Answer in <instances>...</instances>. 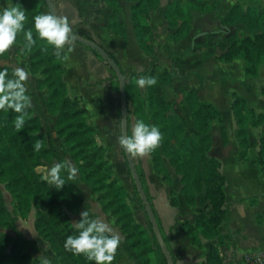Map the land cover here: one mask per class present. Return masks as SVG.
Instances as JSON below:
<instances>
[{"label":"trees","instance_id":"16d2710c","mask_svg":"<svg viewBox=\"0 0 264 264\" xmlns=\"http://www.w3.org/2000/svg\"><path fill=\"white\" fill-rule=\"evenodd\" d=\"M10 6H21L26 10L25 30L32 28L33 17L43 12L44 0H1ZM132 3L131 17L138 44L143 53L150 59L147 71H123L126 79L128 99L129 135L133 125V116L146 123L157 125L162 132V140L158 148L151 154L155 172L161 176L166 186H173L171 168L179 177L180 191L188 205L193 207L197 216L195 221H185L181 230L191 238L193 244L201 246V237L207 240L219 239L232 241L230 234L222 235L221 225L230 222V211L226 205V179L221 172L219 160L210 155L213 138L210 134L212 124L222 123L219 110L212 104L199 100L195 90L185 91V101L190 110L197 134L194 139L185 138V125L171 116L175 104L169 99L166 89L172 74L162 67L158 58L160 46H155V34L152 26V13L157 11L164 0H126ZM103 5L110 6L109 29L112 34L127 38L126 25L118 0H101ZM9 6V7H10ZM218 8L216 0H170L166 6L164 17L173 30L171 39L180 41L187 39L193 27L195 14H210ZM222 28L244 27L252 35L239 38L236 33L229 36L221 31L206 33L202 41L194 44L196 53L207 52L218 56L221 62L230 63L242 60L248 78H258L264 66V24L262 15L253 7L235 4L220 21ZM73 31L88 39L91 33L78 27ZM36 39L35 31L33 32ZM23 33L18 34L17 55L24 58L28 71L37 75L32 87L33 101L27 109L25 126L15 129L12 121L15 114L0 111V264H37L34 256H43L47 264H94L83 255H73L64 249L67 236L76 232L73 227L74 217L78 222L81 213L88 211L90 218H97L91 203L86 199V189L98 196L101 210L115 218L121 233V245L127 258L135 264H167V260L152 230L144 205L133 182V191L129 192L115 176V167L106 158V149L97 142V129L89 123V112L81 104L78 97H70L65 80L63 54L57 58L52 46L46 41L37 39L36 44L28 50ZM108 51V50H107ZM94 52V51H93ZM118 62L116 56L108 51ZM100 59V56L94 52ZM101 60V59H100ZM102 61V60H101ZM112 74L115 90L119 92V82L113 69L106 64ZM121 67V65H120ZM122 68V67H121ZM7 70L11 75L14 66L9 52L0 54V71ZM153 76L157 84L143 88L136 84L141 76ZM47 95L46 108L48 117L43 113L38 93ZM29 94V93H28ZM30 95V94H29ZM31 97V95H30ZM232 110L236 122L235 135L241 148L240 157L246 159L250 153L248 126L261 128L259 134L258 165L264 166V114L256 115L247 108L243 97L233 94ZM49 117H55L54 129L68 148V156L56 144L54 133L48 123ZM224 143L228 140L226 128L222 129ZM39 140L42 146L39 151L33 148ZM134 161L153 206V197L146 181L142 161ZM66 162L72 168L77 167L74 179H68V171L61 170L65 180L62 189L57 190L39 171L40 167L51 169L56 163ZM128 166V163H127ZM128 173L131 176L129 167ZM4 185L10 196L16 201L22 218H28L35 210V230L39 237L48 243V249L39 247L37 240L28 239L18 228L19 217L14 215L7 205L1 188ZM131 197L143 210L146 226L139 223L130 205ZM171 205L177 206L176 191L171 190ZM160 228L161 224L158 220ZM176 229V227H175ZM169 246L168 239L165 238ZM170 249V246H169ZM113 264H118L113 262ZM205 264H234L225 262L219 249L211 245Z\"/></svg>","mask_w":264,"mask_h":264},{"label":"crops","instance_id":"0c3cea01","mask_svg":"<svg viewBox=\"0 0 264 264\" xmlns=\"http://www.w3.org/2000/svg\"><path fill=\"white\" fill-rule=\"evenodd\" d=\"M118 1L126 25V39L110 32L112 8L103 5L101 0H53V3L58 15L68 18L72 29L81 27L89 31L93 39L116 56L124 71H147L150 67V59L138 44L131 21L132 3L126 0ZM165 9L166 4L163 2L159 9L152 13V26L155 46H160L158 58L162 67L172 74L167 87V97L178 95L171 114L176 115L185 125V138L194 139L197 130L186 104L185 94L181 92L183 89L195 90L201 101L214 105L222 116V123L218 122L211 129L213 146L210 154L221 164L220 169L226 179V205L230 211L229 224L221 225L219 231L222 235H232L233 240H207L201 237V246L193 244L188 234L181 230V226L187 220L194 222L197 212L187 204L180 191V177L169 168L173 176V186H166L161 176L153 169L148 155L135 158L138 162H143L147 185L153 197V208L160 221L163 236L169 241L175 264H205L211 245L219 249L225 262L247 264V257L264 253V166L261 168L258 165L259 134L252 125L248 126L249 156L246 159L240 157L241 148L235 135L236 122L232 110V94L240 93L248 99L251 95L250 90L242 89L245 82L241 81V76L238 77L239 82H234L233 85L229 83L230 79L229 81L227 79V82L223 81L224 71L220 73L219 70L212 75V69L207 70L205 63H208L211 58L209 54L193 51L194 44L201 40L198 37L200 35L194 36V23L187 39L173 41L171 30L164 17ZM43 11L48 12L46 5ZM69 47L71 51H68ZM10 51L11 58L15 62L18 57L15 44ZM65 53L67 59H63V66L69 96L80 98L82 106L88 110L89 123L97 129V140L106 148L108 160L116 166L117 173L122 177V184L127 188L126 184H133V181L127 174V161L124 151L119 146L121 102L119 92L113 85L112 74L91 49L75 41L70 46H65ZM229 64L243 66L241 60H235ZM23 68L28 71L25 60H23ZM227 70L231 71V67ZM241 73L245 74V71L242 69ZM37 78V75H30L29 83L35 85ZM143 90L146 96L145 87ZM44 98H47L46 95ZM248 104L256 107L255 103H251L249 99ZM44 105L46 106V101ZM42 111L44 113V110ZM51 119L54 120V117H49L48 122ZM223 127L228 132L226 143L222 137ZM172 189L176 191L179 202L177 206L171 205L170 202ZM130 205L138 222L146 226L145 216L143 218L140 215L139 207L131 203ZM99 218L109 223L114 232L121 237L115 218L103 213H99ZM115 262L135 264L127 258L120 247L117 250Z\"/></svg>","mask_w":264,"mask_h":264},{"label":"clouds","instance_id":"9594fccd","mask_svg":"<svg viewBox=\"0 0 264 264\" xmlns=\"http://www.w3.org/2000/svg\"><path fill=\"white\" fill-rule=\"evenodd\" d=\"M25 21L26 10L19 5L0 9V54L7 52L16 42L18 34L23 33L26 49L31 50L38 39L52 46L57 58H61L63 54V59H67L65 46H70L75 39L67 17H60L52 12L41 13L33 17L32 28L27 30ZM68 51H71L70 47ZM29 77L30 73L20 66H16L11 75L6 69L0 71V111L10 110L18 114L12 121L17 130L24 128L27 109L31 107V97L26 87ZM136 84L140 88L151 87L157 84V79L141 75ZM118 140L122 151L132 157H144L159 147L162 132L157 125L138 119L131 134L121 135ZM41 146L42 142L37 140L33 148L39 151ZM62 169L68 171L69 180L74 179L75 169L70 168L66 162L54 164L45 177L57 190L65 185V180L60 175ZM73 227L76 232L67 236L64 241L66 251L77 256L83 255L94 264H113L121 238L109 223L102 218H90L89 212L85 210L81 213V219L74 222Z\"/></svg>","mask_w":264,"mask_h":264},{"label":"rangeland","instance_id":"374dc122","mask_svg":"<svg viewBox=\"0 0 264 264\" xmlns=\"http://www.w3.org/2000/svg\"><path fill=\"white\" fill-rule=\"evenodd\" d=\"M216 1H218V8L214 12H212L210 14H199L198 13V14L194 15V21H193L194 22V27H195L194 28V31H195L194 32V36L196 34L200 35V36H198V37L201 38L200 41L203 40L204 34L206 32L209 33V32L221 31L222 29L224 30L222 33H223V35L225 37L229 36V35H231L233 33H236L239 36V38H243V37H245L247 35H252V33H250L244 27H237V28H234V27H232V28H222L221 27V24H220L221 18L224 17L226 14H228V12L231 10V8L237 3H240V4H242L245 7H253V8H255L262 15V22L264 24V0H216ZM163 2L167 6L169 4L170 0H164ZM9 6H10L9 4H7V3H5V2L0 0V9H2L4 7H9ZM131 21H132V17H131ZM133 27H134V25H133ZM170 30H171V34H172L173 30L172 29H170ZM8 52H9V54H11L10 56L12 57V53H11L10 49L8 50ZM209 56L211 57L209 62L205 63V66L208 67L207 70L211 71V69H212V75H213V73L215 74V72L218 73L219 70H220L219 71L220 73H221V71L222 72L224 71L223 81L226 80V82H227V79H228V81L230 79L229 83H231L233 85H234V82H239V78L238 77L241 76L240 77V78H242L241 81L245 82V84H243V86H242V89L243 90H248V91L250 90V94L251 95L248 97V99L250 100L251 103H255L256 107L249 106L248 99L245 96L241 95L240 93L239 94L235 93V94L243 97L245 99V101H246L247 108L248 109H252L255 112L256 115L264 114V66L261 67L260 76L258 78H248L246 76V74L241 73L242 69L245 71V68H246L245 63L242 60L241 61L243 63V66L241 64H232V65H230L229 63L221 62L219 60L218 56H211L210 54H209ZM21 58L22 57L18 56L17 59L15 60V62H13V60L11 58L14 68L16 66L23 67V60H25V59L22 58L23 59L22 60ZM26 66H27V63H26ZM205 66H203V67H205ZM229 67H231V71L227 70ZM221 69H223V70H221ZM30 75L31 76H36V75H32L31 73H30ZM248 81H250V82H248ZM33 86L34 85L29 83V80L26 82V87L28 89V93L31 95L32 101H33V98H34L33 97V92H32V87ZM182 93H184V92H182ZM44 94L46 95V93H44V92H39L38 93V98H39L40 104L43 106L42 110H44V114L48 117L49 113L47 111L46 106L44 105V101H46L47 98H44V96H45ZM166 94L168 95L167 89H166ZM233 94H232V100H233ZM177 96H175V95L174 96H170L169 95L168 98L169 99H174V101H176L177 100ZM46 97H47V95H46ZM171 116L173 118H177L178 119V117L176 115L171 114ZM55 120H56V118L54 117V120L51 119L48 123H49V125H50V127L52 129V132L54 133V136H55L54 139H55L56 144H58L61 147L62 151L68 156V148L64 144L63 140L56 135V132H55V129H54ZM135 120H136V117L133 116V125L135 124ZM217 123L218 122L215 121L212 124V127L215 124H217ZM133 125H132V127H133ZM249 125H252V124L249 123ZM212 127H211V129H212ZM255 129L258 130V134H260L261 128L258 127V128H255ZM210 133H211V131H210ZM97 142H98V140H97ZM100 145H102V144H100ZM102 146H104V145H102ZM148 156H149V160H151V162L153 164L152 157L150 155H148ZM106 158H107V156H106ZM113 166L115 167V176L120 180V182L122 184V180H121L122 177H121V175L119 173H117L116 166L115 165H113ZM72 168L75 169V173H76L77 172V167L74 164H72ZM126 169L128 171V167ZM153 169H154V167H153ZM39 171L41 173H43L45 175V177H47L49 172H50L49 169H47L45 167H40ZM127 174H129V173L127 172ZM126 187L127 188H125V189L129 190L130 192L133 191V184H131V183L128 184V185L126 184ZM1 188H2V190L4 192V195H5L6 200H7V205L10 208L11 212L14 215L19 217V220H18V223H17L18 228L23 232V234L28 239L37 240L39 247L47 250L48 249V243L45 240H43L41 237H39L37 232H36V230H35L34 221H35V212L36 211L33 210L30 213V215L28 216V218H26V219L22 218L20 216V214H19L18 209H17L16 201L10 196L8 191L5 189L4 185H1ZM85 189H86V195H85L86 199L92 204V210H93L94 213L97 214V218H99V213H103V212L101 210V207H102L101 203L98 201V196L97 195H92L88 188H85ZM129 201H130V203L132 205H136V206L139 207L140 215H142V217L144 218V214H142L143 210L138 205L137 199L135 197H131V199ZM103 214H105V213H103ZM105 215L110 216L109 214H105ZM134 216H135V214H134ZM73 220L76 222L77 221V217H74ZM33 259H34V262H36L37 264H47L46 260H45V258L43 256L36 255V256H34Z\"/></svg>","mask_w":264,"mask_h":264},{"label":"water","instance_id":"95a60500","mask_svg":"<svg viewBox=\"0 0 264 264\" xmlns=\"http://www.w3.org/2000/svg\"><path fill=\"white\" fill-rule=\"evenodd\" d=\"M46 3V6L48 8V12H52L55 15L59 16L57 13V10L55 8V5L53 3V0H44ZM73 35L75 36L74 41L91 49L92 51L96 52L99 56L100 59L107 65H109L119 82V96H120V128H121V135H129V122H128V110H129V105H128V99H127V94H126V79L123 74L122 68L120 65L115 61L110 53L100 44L98 43L95 39H88L85 38L81 35L76 34L73 31ZM98 57V56H97ZM99 58V57H98ZM125 159L128 163V167L131 173V178L132 181L134 182L136 189L138 191L139 197L144 205V209L146 211V214L148 216V219L151 223L152 230L156 236V239L160 245L161 250L163 251L165 258L167 260V264H175L173 255L165 241V238L163 236V233L161 231L157 216L155 214L154 208L151 204V202L148 199L147 193L145 191L144 185L142 183V180L140 178V175L138 173L134 157L130 156L126 152H124Z\"/></svg>","mask_w":264,"mask_h":264},{"label":"built area","instance_id":"2783aa9c","mask_svg":"<svg viewBox=\"0 0 264 264\" xmlns=\"http://www.w3.org/2000/svg\"><path fill=\"white\" fill-rule=\"evenodd\" d=\"M247 264H264V253L255 257H247Z\"/></svg>","mask_w":264,"mask_h":264}]
</instances>
